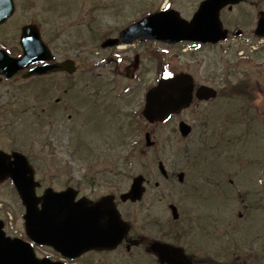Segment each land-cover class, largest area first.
Returning a JSON list of instances; mask_svg holds the SVG:
<instances>
[{"label": "rangeland", "instance_id": "1", "mask_svg": "<svg viewBox=\"0 0 264 264\" xmlns=\"http://www.w3.org/2000/svg\"><path fill=\"white\" fill-rule=\"evenodd\" d=\"M170 1L186 19L202 0ZM164 3L15 0V14L0 28V45L19 53L23 26L34 24L51 50L76 61L78 72L62 82L57 92L49 91L44 83L31 86L27 82L21 87V80L0 85V102L7 104L1 124L7 125V138L14 137L29 156L45 188L62 191L74 187L81 195L98 198L122 193L129 189L133 177L145 175L152 182L146 199L134 208L121 205L124 213L137 216L136 226L158 234L164 224L180 231L184 243L197 245L222 260L239 255L248 259V264H264V135L261 130L248 129L250 125L261 127L264 121V45L255 41V47L261 49L253 52L240 43L203 47L185 55L183 62L166 57L178 70L189 60L197 82L219 91L209 104L184 114L193 126L187 139L178 132L179 119L150 129L140 115L143 94L157 75L153 58L146 59L149 67L137 85L124 74V62L109 64L105 54L96 52L102 41L117 36L120 29ZM250 12L249 4L244 3L234 14L225 11L224 17L231 26L240 25L245 17L240 21L238 15ZM236 14V20L230 18ZM64 90L68 93L62 95ZM58 97H66L65 102H56ZM243 128L247 136L241 142L237 136ZM147 129L154 130V149L145 145ZM159 161L169 172L189 174V185L182 188L177 181H163L158 189L154 187L156 181L162 182ZM193 183L198 184L194 200L188 189ZM233 191L244 198L233 196ZM257 191H261V199ZM3 195L9 204H16L12 194L5 191ZM163 195L167 204L180 202L184 206L178 222L169 213L163 217ZM183 197L189 199L187 204Z\"/></svg>", "mask_w": 264, "mask_h": 264}, {"label": "flooded vegetation", "instance_id": "2", "mask_svg": "<svg viewBox=\"0 0 264 264\" xmlns=\"http://www.w3.org/2000/svg\"><path fill=\"white\" fill-rule=\"evenodd\" d=\"M253 12L248 15L247 21L242 23L241 28L243 36L238 38L240 44L243 42H251L255 38L254 29L257 25L255 14L260 8L259 2L252 3ZM229 9V7H228ZM230 11L232 9H229ZM1 28V27H0ZM229 30H237V25L232 28L231 25H227ZM233 30V31H235ZM230 31V32H233ZM234 38V37H233ZM46 42V41H45ZM49 44L48 42H46ZM100 43V42H99ZM98 43V44H99ZM111 43V45L109 44ZM97 44V45H98ZM203 46H213L207 44ZM201 43L194 42H181L176 44H167L163 41H153L138 39L132 44L124 45L120 42L118 36H112L106 41H102L101 45L96 46V52L105 54V58L111 62L124 65V74L126 69L138 64L137 67L130 68V73L134 70V79L130 81L134 84L139 85L141 79V73L145 68L149 67L146 64L148 57L153 58L155 62V70L157 75L170 71L192 73L191 65L189 60L184 63L186 65L183 69L178 70V66H173L171 62H168L166 57L175 58L176 60L182 61L185 55H191L195 53L201 46ZM215 46V45H214ZM1 48L5 47L0 45ZM6 48V47H5ZM98 48V49H97ZM51 49V48H50ZM11 55L21 56L22 51L15 53L14 50L9 49ZM53 56L52 64L62 63L65 60L71 59V57H61L56 51L51 50ZM183 62V61H182ZM29 69L22 71L12 80L7 81L2 78L0 85L4 83H13L19 80L22 81L21 87L25 84L31 86H39L41 83L48 86V90L55 92L63 87L62 82L66 79L70 80L72 75L67 71H56L48 75L33 76L26 79L24 76ZM155 81L153 82V84ZM196 84V83H195ZM151 85V84H150ZM45 86H43L44 88ZM151 87V86H149ZM148 87V88H149ZM47 89V88H46ZM45 90L44 92H46ZM57 92V91H56ZM68 91L64 90V94ZM65 98L58 97L56 102H65ZM143 102V100H142ZM6 103V102H5ZM4 102H0V170L4 173L5 171L11 172L16 170L20 164L24 167V158L15 156V154L24 155L31 166L33 167L31 160L22 149L17 146L15 138H7V125L1 124V118L4 112H7ZM196 103V102H195ZM194 103V104H195ZM201 104V103H200ZM195 105H199L197 102ZM194 106V105H193ZM52 107V106H51ZM185 114V113H184ZM183 115V114H182ZM183 119H180L182 121ZM34 169V168H33ZM35 178H37L36 170L34 169ZM179 174H176V177ZM173 179L172 174H168L167 181ZM41 185L37 188V195L41 196L45 192V184L40 181ZM157 183V182H156ZM150 180L147 179V190ZM157 189L159 186L156 187ZM9 192L16 198V204H9L8 200L4 197L3 192ZM115 196V204H117V195L114 193H108L98 198H92L91 196L81 195L91 201H98L105 196ZM163 202H165L163 217H167L169 212L168 204L163 196ZM91 203V202H89ZM142 203V202H141ZM125 205L134 207L136 204L126 202ZM17 208L18 210L14 209ZM179 208H181L179 204ZM12 213V220L16 226L10 228L8 223V213ZM25 208L21 203L12 178L7 177L6 179L0 180V264H248L249 261L246 258H241L239 255H235V258H226L222 260L217 258V254L211 252L201 251L199 246L190 243H184L183 237L180 231L171 229L163 224L158 234H152L147 228L137 225V216L133 213L124 215L123 218L129 222L130 228L128 232L122 237L114 235V229L109 226H104L103 221L98 219H90L84 222V225L77 229L68 227L67 231L70 232L62 237H53L55 240L69 239L68 246H58L57 244L52 245H40L34 242L27 234L25 224ZM131 216L130 218L128 216ZM133 215V216H132ZM127 216V217H126ZM164 222V221H163ZM101 224V225H100ZM175 228V227H174ZM79 231L80 237L73 235ZM72 233V234H71ZM33 241V242H32ZM80 241V242H79ZM79 242V243H78ZM30 244V246L25 244ZM153 243H160L163 245L162 253L157 254L153 252L151 246ZM170 247V248H168ZM180 251V252H179ZM185 255V257H183ZM243 257V256H242Z\"/></svg>", "mask_w": 264, "mask_h": 264}, {"label": "water", "instance_id": "3", "mask_svg": "<svg viewBox=\"0 0 264 264\" xmlns=\"http://www.w3.org/2000/svg\"><path fill=\"white\" fill-rule=\"evenodd\" d=\"M228 1L234 0H208L204 2L195 15L191 25L181 21L174 12L159 13L144 21L135 24L124 33L126 39L136 37L162 38L169 42L182 41L186 39L209 42L223 38L225 34L221 31L217 13ZM14 13L13 0H0V24L4 23ZM217 35V38H216ZM220 37V38H219ZM21 43L24 49V56L20 59L11 58L5 51L0 49V75L7 78L13 77L20 70L29 67L37 62H44L50 58L47 47L42 43L39 31L35 26H27L23 29ZM65 68L73 72L75 68L72 63H65L61 66H43L35 68L27 75L43 74L55 69ZM192 82L186 75H170L161 79L158 87L149 92L144 115L151 121H164L172 113L180 112L187 107L192 100ZM199 99L215 98L217 93L208 87H202L199 92ZM184 130V129H183ZM185 135L190 131L184 130ZM15 183L27 206V224L29 234H40L45 238L44 242L54 243L50 236L55 234L64 235L67 230L60 232L56 229L63 226L81 228L91 216H97L104 220V226L114 229V235L122 237L127 227L119 216V213L110 207L107 200L89 207L84 199L75 202L77 192L68 189L62 193L48 190L42 198V209L39 210V200L35 197V182L29 175L30 170L16 169ZM15 171L8 172L10 174ZM0 175H2L0 173ZM20 175V176H18ZM142 177L134 180L131 192L123 196L132 199H140L143 195ZM96 213V214H93ZM110 224V225H109ZM54 235V236H55ZM50 239V240H49Z\"/></svg>", "mask_w": 264, "mask_h": 264}, {"label": "snow or ice", "instance_id": "4", "mask_svg": "<svg viewBox=\"0 0 264 264\" xmlns=\"http://www.w3.org/2000/svg\"><path fill=\"white\" fill-rule=\"evenodd\" d=\"M169 75H171V73H169Z\"/></svg>", "mask_w": 264, "mask_h": 264}]
</instances>
